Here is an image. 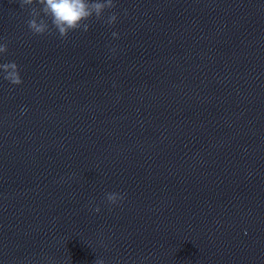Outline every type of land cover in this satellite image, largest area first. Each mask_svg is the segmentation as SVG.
<instances>
[{"label":"clouds","instance_id":"9594fccd","mask_svg":"<svg viewBox=\"0 0 264 264\" xmlns=\"http://www.w3.org/2000/svg\"><path fill=\"white\" fill-rule=\"evenodd\" d=\"M19 5L29 13L30 19L27 20V25L33 35L58 33L61 39H67L72 31L88 32L93 18L108 26L114 25L118 20V14L111 11L116 8L114 0H19ZM106 12L107 16H105ZM111 35L113 38H119V34L115 31ZM7 53L8 43L0 42V56ZM0 78L14 86L23 83L19 66L15 61L0 63ZM26 111V108L22 109V114ZM124 198L125 194L117 192H109L105 195L110 205H115ZM94 211L99 212V206ZM95 264H105V262L103 259H97Z\"/></svg>","mask_w":264,"mask_h":264}]
</instances>
